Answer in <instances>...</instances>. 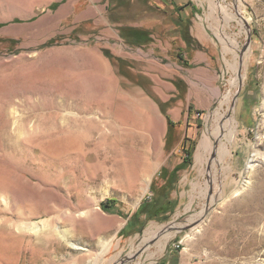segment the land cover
Instances as JSON below:
<instances>
[{
	"label": "rangeland",
	"instance_id": "374dc122",
	"mask_svg": "<svg viewBox=\"0 0 264 264\" xmlns=\"http://www.w3.org/2000/svg\"><path fill=\"white\" fill-rule=\"evenodd\" d=\"M172 2L0 0V264H264V0ZM187 5L214 10L211 77L189 61L205 47ZM161 37L185 43L179 75L154 76L169 88L147 74L172 64L148 50ZM151 186L170 192L155 216ZM170 222L146 260L144 232Z\"/></svg>",
	"mask_w": 264,
	"mask_h": 264
},
{
	"label": "crops",
	"instance_id": "0c3cea01",
	"mask_svg": "<svg viewBox=\"0 0 264 264\" xmlns=\"http://www.w3.org/2000/svg\"><path fill=\"white\" fill-rule=\"evenodd\" d=\"M167 3H164L166 5ZM181 3L178 2L176 3L175 0L170 4V7H174L180 5ZM180 16L185 17L189 16L191 17L192 20V26H191V34L193 37H195L204 47L205 51L200 52L199 50H195L192 53V56L190 58V62L194 64H198L201 62H204V67L203 66H198V69L200 70L199 72L201 75H203L201 78H204L206 76L211 77L212 73L216 75V69L214 67L220 66L218 62V55L216 52V45L215 42L212 41L210 38L208 32L205 29V24H214L215 22V15H214V10L213 9H208L207 11L204 12L203 17H196L194 12V7L187 5L183 9L179 10ZM147 28L152 27V25H146ZM179 38V37H178ZM173 40L174 38H153V41L148 43V50L151 51L154 56H156V59H158L160 56L161 57H173V60L170 59L171 63L174 64L173 66H165L163 64H155L154 66H151L147 74H149L154 82L157 84H161L162 87L167 86L168 88L170 87L166 81H163L161 78L156 79L154 76L161 77L162 75H168L169 77H173L174 75L178 76L180 70L183 69L182 65L178 63V52L183 50L185 47L184 41L179 38L180 43H175L173 45ZM176 46V47H174ZM206 49H209L208 51ZM185 54V53H184ZM180 62V61H179ZM197 67V66H196ZM170 72V73H169ZM170 74V75H169ZM205 81V80H204ZM154 90L157 92L158 96H160V99L165 101L169 98V95L165 94V92L162 90V88L154 86ZM161 90V91H159ZM196 161V160H195Z\"/></svg>",
	"mask_w": 264,
	"mask_h": 264
},
{
	"label": "bare ground",
	"instance_id": "6f19581e",
	"mask_svg": "<svg viewBox=\"0 0 264 264\" xmlns=\"http://www.w3.org/2000/svg\"><path fill=\"white\" fill-rule=\"evenodd\" d=\"M229 98V96L227 97ZM223 117V115H222ZM226 122L224 123V126L227 125H233L234 122V118L233 117H229L225 120ZM223 125H221L219 128L217 127V133L220 131H222V127H224ZM230 130L227 134H225L227 136L228 139L232 138L233 133H234V128L233 126L228 129ZM208 139L205 137L203 138L197 148V152L195 154V160L196 163H200L202 162V160L204 159V156L206 155V150H208ZM221 158L225 157L226 155H228V151L222 150L221 151ZM151 160L154 159L153 154L150 157ZM155 161H146L144 162V167L143 170L141 171V176H142V182L144 183V181L146 180V178L148 177V172L150 171V169H152L155 165ZM251 165V164H250ZM29 228H33L31 225ZM178 225L175 222H170L166 225L163 226H158L156 228L153 227H148L146 229V231L144 232V237L141 241V244L139 245L140 250H144L146 253V260H151L153 258H155L157 255L163 253L165 251V248L167 246V244L169 243V241L171 239H173L176 234H177V229ZM34 229V228H33ZM32 230V229H30ZM49 236L51 237H55V233H59V230L57 229L56 225H50L48 232ZM78 249H82V247L78 248ZM139 251V250H138ZM91 254L84 252L83 254H81L78 258H77V262L78 263H83L85 261L86 256H90ZM75 261V262H76ZM137 264H141V262H136ZM143 263V262H142Z\"/></svg>",
	"mask_w": 264,
	"mask_h": 264
},
{
	"label": "trees",
	"instance_id": "16d2710c",
	"mask_svg": "<svg viewBox=\"0 0 264 264\" xmlns=\"http://www.w3.org/2000/svg\"><path fill=\"white\" fill-rule=\"evenodd\" d=\"M129 30H130V32L132 31V29H129ZM142 37H143V35L139 36L138 38L140 40H142ZM185 37H186L185 39H186L187 43L189 44L190 39H189L188 35L186 34ZM183 162L185 164L186 161H183ZM182 166H183L182 164L175 166L172 170H167L166 167L162 166L158 171V175H159L160 179H162V180H164L166 178V181H164V182L172 183V182H174V180L172 178L176 176L177 171ZM170 177H172V178H170ZM164 187L165 186H161L158 189H156L155 186H151V190H152L151 191V200L152 201L149 203L147 201H144L142 203V205H141L142 212H145L149 216H155L159 210H166L165 206H167V205L164 204L163 201L166 200V197L168 198V195L170 192L166 191L164 189Z\"/></svg>",
	"mask_w": 264,
	"mask_h": 264
}]
</instances>
